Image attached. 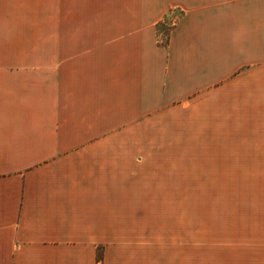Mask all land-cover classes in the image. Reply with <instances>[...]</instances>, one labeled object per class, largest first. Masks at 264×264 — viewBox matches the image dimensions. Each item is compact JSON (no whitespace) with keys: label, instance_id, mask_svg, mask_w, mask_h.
Returning <instances> with one entry per match:
<instances>
[{"label":"crops","instance_id":"obj_1","mask_svg":"<svg viewBox=\"0 0 264 264\" xmlns=\"http://www.w3.org/2000/svg\"><path fill=\"white\" fill-rule=\"evenodd\" d=\"M64 5L0 0V264H112L137 209L116 141L187 104L207 98L215 158L264 168V0ZM241 201L216 220L263 248L264 196Z\"/></svg>","mask_w":264,"mask_h":264},{"label":"rangeland","instance_id":"obj_2","mask_svg":"<svg viewBox=\"0 0 264 264\" xmlns=\"http://www.w3.org/2000/svg\"><path fill=\"white\" fill-rule=\"evenodd\" d=\"M64 14V0H57V16ZM116 142L124 149L121 201L137 209L122 216L112 264H264V247L242 246L249 244L246 233L242 241L240 231L225 230L215 216L241 207L242 192L264 196V168H242L239 150L226 158L217 151L215 158L207 98Z\"/></svg>","mask_w":264,"mask_h":264}]
</instances>
